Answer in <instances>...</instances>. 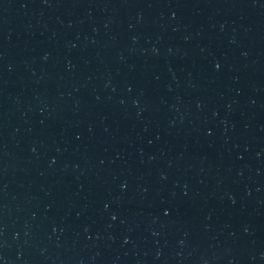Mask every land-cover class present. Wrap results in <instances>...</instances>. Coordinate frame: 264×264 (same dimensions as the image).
I'll list each match as a JSON object with an SVG mask.
<instances>
[{"label": "water", "instance_id": "water-1", "mask_svg": "<svg viewBox=\"0 0 264 264\" xmlns=\"http://www.w3.org/2000/svg\"><path fill=\"white\" fill-rule=\"evenodd\" d=\"M0 264H264V0H0Z\"/></svg>", "mask_w": 264, "mask_h": 264}]
</instances>
